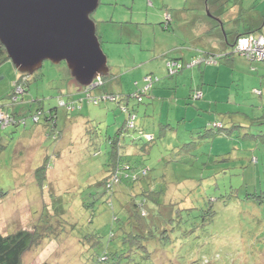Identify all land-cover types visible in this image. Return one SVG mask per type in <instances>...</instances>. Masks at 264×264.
<instances>
[{"label": "rangeland", "instance_id": "1", "mask_svg": "<svg viewBox=\"0 0 264 264\" xmlns=\"http://www.w3.org/2000/svg\"><path fill=\"white\" fill-rule=\"evenodd\" d=\"M91 18L109 68L103 86L93 87L98 76L87 90L65 62L45 61L11 104L20 73L11 60L0 67V106L11 104L27 125L1 114L11 127L0 129V233L47 214L60 221V238L34 246L24 264H264V103L254 94L264 84L244 60L222 58L175 78L167 68L195 44L219 54L225 31L264 33V0H100ZM148 78L154 90L138 103ZM125 107L144 133L122 131L121 143L141 137L135 151L148 150L137 157L150 171L142 183L149 197L138 183L110 193L103 184ZM40 109L58 112L57 132L44 117L31 119ZM144 199L146 217L136 207Z\"/></svg>", "mask_w": 264, "mask_h": 264}, {"label": "water", "instance_id": "2", "mask_svg": "<svg viewBox=\"0 0 264 264\" xmlns=\"http://www.w3.org/2000/svg\"><path fill=\"white\" fill-rule=\"evenodd\" d=\"M100 0H0V42L20 74L65 62L83 86L108 76L91 15Z\"/></svg>", "mask_w": 264, "mask_h": 264}, {"label": "trees", "instance_id": "3", "mask_svg": "<svg viewBox=\"0 0 264 264\" xmlns=\"http://www.w3.org/2000/svg\"><path fill=\"white\" fill-rule=\"evenodd\" d=\"M212 29V28H211ZM251 30V29H250ZM261 32V31H260ZM225 36L227 37L229 33L226 31L224 32ZM257 35V31H249L248 33H243L241 36H246V35ZM262 35V34H258ZM236 36V35H235ZM238 38V37H237ZM99 40L101 41V38L99 37ZM236 40V39H235ZM235 44L233 45V48L231 49V53H219V54H214V53H209V51H199V55L195 56L194 58L190 60H184V58L180 59H172L168 60L167 62V68H168V74L170 78H175L179 74H181L185 69H192L195 67H202V66H215L219 63L220 59L222 58H228L231 55H237L245 58L247 62L251 65L258 63V64H263L264 61H250L248 58L243 56L242 54L235 52L234 48ZM182 56V55H181ZM10 61V58L7 55L6 48L5 46L0 42V67ZM253 70L255 68H252ZM106 77L101 78V84L100 86H103L105 82ZM149 80L146 82L149 88L147 91L149 93L154 90V85L155 81H153L151 78H148ZM158 80H156L157 82ZM30 85V76L19 74L17 81L13 85V90L10 94L11 97V104L14 103V99L17 100L15 103L19 102L21 99V96L25 95L27 93L28 88ZM145 86V87H146ZM18 87V90H23V93H21L19 96H15L16 93H14L15 88ZM85 89H89V87L84 86ZM91 87V86H90ZM144 89V88H143ZM141 90L138 93L137 100L138 103H142V96L143 94H148L146 93L147 91ZM256 92V93H255ZM153 92L151 93L152 96ZM254 94L256 95H261L262 92L258 90H254ZM196 95H191V98H194ZM106 97H115L117 99V96L113 94H109V96ZM197 99L200 98V96L195 97ZM93 98H90V101ZM69 100L73 101L72 96H69ZM10 104V105H11ZM55 111V110H54ZM123 111L127 114V121L124 129H120L117 134L113 137L110 138V147L111 150L109 151L111 162L108 165L106 169V177L104 178L103 184L106 188L107 192H112L115 189V186L120 184L123 181H127L129 186L126 188L131 189V186L133 184H141L140 189L142 190V193L145 197H149L148 191L151 192V190L143 189L145 186H143L142 183L148 178L149 176V169L143 165L145 160H141V158L137 157L139 154L141 156H145L148 154V150H144L139 152L138 150L135 151L134 148H137V142L141 139L139 138H132L130 140V143L122 144L121 143V138L125 140L126 136L123 135L122 131L128 132L129 130H133L135 133H144L142 130H138L137 127L135 126V118L136 115L132 114L133 112L129 111L127 107L123 108ZM4 113H10V112H0V118L1 114L3 115ZM54 113V112H53ZM50 114V115H49ZM52 113H46L43 110H38L37 114H34L31 116V119L37 118V120H41L42 117L49 122L48 125L52 127L53 132H57V121H55V117L51 115ZM12 117V125L11 126H20V127H26V118L24 117V121L21 120L20 114H13ZM21 120V122H20ZM54 120V121H53ZM18 121L20 123H18ZM35 122V121H34ZM6 128H2L0 126V129H7L11 126L5 125ZM169 126V125H168ZM221 126L220 128H222ZM48 135V134H47ZM130 136V135H127ZM50 138V137H49ZM54 140H56V136L51 137ZM144 139L147 143H152L155 141V137L153 135L149 134H144ZM1 150V149H0ZM1 152V151H0ZM98 154V153H96ZM45 165L43 164L41 167H39L35 171V175L37 176V180L40 181V184L43 183V180L46 178V172H45ZM6 193L3 192L0 189V200H2L5 197ZM147 202L142 200L140 201L139 204L136 205V207H140L142 209V217H146L147 213L144 210V204ZM111 207H113L110 204ZM118 218L114 217V221L118 222ZM61 223L60 221H55L54 216H47L45 215L37 224L33 223L31 224L30 227L24 228L23 230L18 231L15 234L11 235H2L0 233V264H24V257L25 255L35 246L41 245L44 240H53V239H58L60 238L61 235ZM56 227V228H55ZM115 235L111 234L110 238H114ZM108 260L107 254H105L103 257H101V261H106ZM42 264H50L49 262H44Z\"/></svg>", "mask_w": 264, "mask_h": 264}, {"label": "crops", "instance_id": "4", "mask_svg": "<svg viewBox=\"0 0 264 264\" xmlns=\"http://www.w3.org/2000/svg\"><path fill=\"white\" fill-rule=\"evenodd\" d=\"M243 2L241 3V6H240V8L238 9H236V12L234 11V15L231 17L232 19H234V20H237L238 18H239V16L237 17L236 15L238 14V12L239 11H241V9L243 8ZM240 13V12H239ZM231 19V20H232ZM264 23V19H263V21L260 23V25L261 24H263ZM264 25V24H263ZM239 29H240V27L236 30V31H234L235 29H232L231 30V32H228V33H230L229 35H233V39L232 40H230L229 38H228V36L226 37L225 36V34H224V40H222L223 41V45H222V48H219V53H229V51H230V49H232L233 48V45L235 44V39H237V37H239L241 34H243V33H248L249 31H252V29L250 30V29H247V30H244V31H239ZM210 33H212V34H215V32L214 31H212V29L211 28H207V30L205 31V34H210ZM258 34H262V35H264V33L261 31H257V35ZM211 35V34H210ZM236 35V36H235ZM222 37V36H221ZM191 42H193V40H191ZM192 47H195V48H192V49H188L189 51L186 53V54H182V57L184 58V60H190L191 61V59L192 58H194L195 56H197V55H199V51H207V48H204V47H200V46H197V44H195V45H193ZM235 57H238L239 59H237V58H235V59H233L234 57L231 55L230 57H228L227 58V60H230L231 62H232V64L234 65V63H240L238 60H244V62L246 63V65H249V67H250V70L252 71V72H255V75H256V77L257 78H260V82L262 83V84H264V63L263 64H257V65H255V66H252L251 64H249L248 62H247V60L245 59V58H243V57H241V56H235ZM246 65H243V66H246ZM252 68H255L254 70L252 69ZM251 73V72H250ZM252 74V73H251ZM153 95V94H152ZM71 96H74V95H71ZM70 96V97H71ZM259 96V95H258ZM260 97H261V101H262V103H264L263 101H264V94L262 93L261 95H260ZM72 101V100H71ZM2 106V109L0 110V112H4V111H8V112H10V113H13V114H15V112L17 111V109L16 108H12L11 107V105L9 104V106H8V104H6V105H1ZM0 106V107H1ZM3 106H5V107H3ZM263 107H264V104H263ZM54 112V113H53ZM49 113H52L51 115L52 116H54L55 117V121H57V117H58V112L55 110V111H53V110H51ZM50 115V114H49ZM54 121V120H53Z\"/></svg>", "mask_w": 264, "mask_h": 264}, {"label": "built area", "instance_id": "5", "mask_svg": "<svg viewBox=\"0 0 264 264\" xmlns=\"http://www.w3.org/2000/svg\"><path fill=\"white\" fill-rule=\"evenodd\" d=\"M235 52H238L248 58L250 61H264V35H246L242 36L235 43ZM101 84V78L95 80V85L93 87L99 86ZM149 85L144 87V91H147ZM138 96V95H137ZM105 99L115 100V97H104ZM90 101V100H89ZM93 103H98L99 100L93 98L91 100ZM5 119L0 118V126H4ZM9 122L6 120L5 124Z\"/></svg>", "mask_w": 264, "mask_h": 264}, {"label": "flooded vegetation", "instance_id": "6", "mask_svg": "<svg viewBox=\"0 0 264 264\" xmlns=\"http://www.w3.org/2000/svg\"><path fill=\"white\" fill-rule=\"evenodd\" d=\"M252 35V34H251Z\"/></svg>", "mask_w": 264, "mask_h": 264}]
</instances>
